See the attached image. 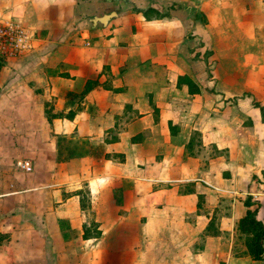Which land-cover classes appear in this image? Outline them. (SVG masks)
<instances>
[{
	"label": "crops",
	"instance_id": "1",
	"mask_svg": "<svg viewBox=\"0 0 264 264\" xmlns=\"http://www.w3.org/2000/svg\"><path fill=\"white\" fill-rule=\"evenodd\" d=\"M219 1L0 0V19L33 34L0 67V106L27 102L47 120L49 101L59 115L48 128L6 126L0 109V264H264L238 231L249 197L264 223V124L243 125L196 54L231 50L214 34L228 25ZM251 1L256 15L239 27L254 32L264 0ZM150 8L168 15L149 19ZM48 129L20 150L31 142L19 135ZM60 134L90 154L58 161ZM196 145L228 150L204 159Z\"/></svg>",
	"mask_w": 264,
	"mask_h": 264
},
{
	"label": "rangeland",
	"instance_id": "2",
	"mask_svg": "<svg viewBox=\"0 0 264 264\" xmlns=\"http://www.w3.org/2000/svg\"><path fill=\"white\" fill-rule=\"evenodd\" d=\"M219 2L224 4L223 8L218 9V14H223V18L219 21V24H223L224 15L226 13L228 15V25L221 29L214 30V34L217 38L216 41L220 43V45L229 44L231 45V50H226L227 52L223 53V46H220L215 50L206 51L205 53L196 52V54L199 57L203 56L205 59H207V62L209 63L210 76L218 80V83L221 80V84H216L214 86V92L218 94L222 89H224L226 91V95L230 97L226 100H230V102H228L232 106L231 112L236 113V116H238V110L243 113V118H241L244 123L243 125L253 126L259 121L264 124V22H262L261 19L260 21L258 19L257 22H255L256 26L259 27L257 31L253 32V23H251L250 29L243 28L241 30L239 26H243L244 22L251 21L253 19L252 17L256 15L254 12V10L257 9L256 3H252L251 0H220ZM261 5L263 4L261 3ZM259 13H261V15L263 13L262 16L264 17L263 8L260 9ZM250 15L252 19L247 17ZM198 16L203 19L202 21L204 23L207 22L205 15L202 16L201 14H198ZM215 21H218V15L216 16ZM225 35H228L229 37H226ZM255 35H257V37ZM6 61H1V67L6 63ZM242 80L247 84L242 82ZM26 98H28V96H26ZM29 102H31V98H29ZM13 103L1 102L2 106H0V109H3L8 113V118L3 119L1 122L2 125L21 127H27L31 125L40 128H48L50 126L49 101L44 105V111L46 112L48 121L44 120L41 108L38 106H35L38 109L35 117H30L29 113L31 108L29 107H33L32 104L23 102L21 107V103H19L17 104V108V105H14ZM25 108H27V110H24ZM62 135L63 134H60L59 136L62 137ZM9 136V134H0V138H8ZM19 136H22L24 139L33 137L37 139H42V137L50 139V130L48 129L45 133L36 135L25 133ZM75 138L77 137L75 136ZM76 140L78 139L72 138L69 141L70 143H73ZM29 142H31L30 139ZM39 145L41 146V144ZM48 145L49 144H47V146L44 148H47L49 151ZM22 146H24V148H20V150L35 149V146L32 142L26 146L22 144ZM194 148L196 150L191 151V155H200L204 157V159L210 156L221 155L222 153L227 154L228 150H219L217 146H210L208 150H205L202 146H198L197 149V145ZM35 175L41 178L48 175L50 178V170L38 171ZM261 177L264 178V171H262V174L260 175V180L262 179ZM77 191L85 195V197L81 200V203L86 206V198L88 196L87 188L83 187ZM211 223L212 224L209 227V231L212 233L216 228V222L214 223L211 221ZM238 231L241 233L239 228ZM243 236L245 235L243 234ZM129 253L132 255L137 254L135 250H130Z\"/></svg>",
	"mask_w": 264,
	"mask_h": 264
},
{
	"label": "trees",
	"instance_id": "3",
	"mask_svg": "<svg viewBox=\"0 0 264 264\" xmlns=\"http://www.w3.org/2000/svg\"><path fill=\"white\" fill-rule=\"evenodd\" d=\"M155 15L157 18H163L165 17L166 13H161L160 11H157L156 9L150 8L147 11L144 12L145 16L149 19H151V15ZM0 67H1V61H0ZM185 81L190 86L193 85L192 80L187 76H181L179 78V82ZM97 84L96 82L88 81L86 85V89L84 90V94L87 93L89 90H91L94 85ZM122 90V89H117ZM193 92H198V89H192ZM61 115V114H60ZM70 118H73L74 112H71ZM51 117H58V114H52ZM49 116V117H50ZM88 144V141H84L82 144H74L72 145L70 141L67 139V137L62 136L58 138V161L67 160L72 157H82L90 154V149L86 146ZM107 155V154H106ZM247 206V213L244 217L240 219V222L238 224V228L241 231V233L246 234V244L248 247L249 253L255 258V259H264V223L257 218L258 210H259V203H254L249 197L246 202ZM212 223H210L211 225ZM209 225V227H210ZM210 229V228H209ZM87 235V230L86 234Z\"/></svg>",
	"mask_w": 264,
	"mask_h": 264
},
{
	"label": "built area",
	"instance_id": "4",
	"mask_svg": "<svg viewBox=\"0 0 264 264\" xmlns=\"http://www.w3.org/2000/svg\"><path fill=\"white\" fill-rule=\"evenodd\" d=\"M33 34L22 22L14 19H0V61L27 54L32 48ZM26 171L32 170L28 160L18 162Z\"/></svg>",
	"mask_w": 264,
	"mask_h": 264
}]
</instances>
